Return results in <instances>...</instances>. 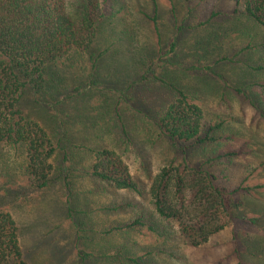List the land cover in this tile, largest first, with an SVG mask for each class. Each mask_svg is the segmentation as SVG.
I'll list each match as a JSON object with an SVG mask.
<instances>
[{
	"label": "rangeland",
	"instance_id": "374dc122",
	"mask_svg": "<svg viewBox=\"0 0 264 264\" xmlns=\"http://www.w3.org/2000/svg\"><path fill=\"white\" fill-rule=\"evenodd\" d=\"M172 1L175 16L170 0H111L90 49L107 53L94 66L85 52L71 53L50 80L55 90H29L23 100L26 119L59 144L41 189L28 184L25 151L0 146V211L15 220L27 264H264V27L234 14V0ZM152 75L193 96L203 133L221 123L213 141L171 146L156 122L176 95ZM91 149L113 150L142 194L81 171L65 187L56 172L63 156L83 168ZM184 164L216 175L226 190L241 188L230 225L196 247L147 193L162 167ZM135 219L141 224L123 227Z\"/></svg>",
	"mask_w": 264,
	"mask_h": 264
},
{
	"label": "trees",
	"instance_id": "16d2710c",
	"mask_svg": "<svg viewBox=\"0 0 264 264\" xmlns=\"http://www.w3.org/2000/svg\"><path fill=\"white\" fill-rule=\"evenodd\" d=\"M170 1L175 16L173 1ZM110 2L0 0V146L25 151L29 161L28 184L34 188L48 185L53 171L48 161L59 144L54 146L42 127L26 119L23 100L29 90L37 93L55 90L56 85L51 86L50 80L59 77L58 63H63L71 53L85 52L93 66L107 53L109 48L99 54L90 49L101 23L107 18ZM234 4V14L244 15L264 27V0H234ZM212 16H218V13ZM150 19L160 45L156 15ZM174 46L172 41L168 52H173ZM142 77L148 79V75ZM151 77L168 85L176 95L156 122L171 146L186 150L213 141L211 131L219 129L221 123L208 125L203 133L206 127L203 112L193 102V96L162 77ZM91 152L94 160L83 168H72L67 155L63 156L56 172L65 187L70 186L73 173L81 171L82 176L111 183L116 189L142 194L127 165L113 150L91 149ZM240 189L226 190L217 183L216 175L201 166L184 164L180 168L162 167L153 177L147 193L158 216L176 222L184 241L196 247L230 225L231 197ZM251 221L257 224L256 218ZM137 224H141L140 220L135 219L123 227L131 228ZM0 264H27L19 243L18 226L6 211H0Z\"/></svg>",
	"mask_w": 264,
	"mask_h": 264
}]
</instances>
